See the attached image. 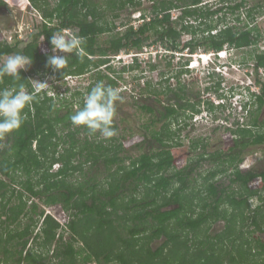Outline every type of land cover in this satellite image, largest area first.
<instances>
[{"label":"trees","instance_id":"trees-1","mask_svg":"<svg viewBox=\"0 0 264 264\" xmlns=\"http://www.w3.org/2000/svg\"><path fill=\"white\" fill-rule=\"evenodd\" d=\"M29 1L43 22L35 32L22 39L15 37L13 42H8L0 29V62L20 52L32 57L31 69L21 71L20 81H13L11 77L0 79V89L24 84L31 91L33 71L50 72L54 81L96 71L84 92L77 88L70 97L63 98L57 91L55 96L42 91L39 94L42 98L38 97V102L33 103L30 110L26 109L28 118L23 126L0 137V264H221L226 252L219 244L221 234L210 237L208 229L221 216L226 218L227 233L237 229V224L241 229L247 226L248 199L252 196H258L263 203L253 210L251 223L256 230H264V169L258 171L241 166L245 148L264 144V119H259L264 105V84L260 80L256 81L261 94L255 95L252 128L231 130L236 137L230 140L227 148L209 154L207 159L217 164L203 175V188L189 190L191 170L181 160L182 156L173 152V145L166 142L177 133L171 131L169 125L149 130V135L160 146L148 148L151 141L144 144L148 142L146 134L141 140L131 135L103 139L98 132L90 134L87 128L74 126L70 120L77 110L73 107L77 95L80 108L84 93L96 82L118 87L116 79L123 71L139 68V60L135 57L115 70L109 64L112 55L121 50L139 52L152 36L178 52L184 49L193 52L200 46L219 51L224 47L253 45L258 40L259 29L249 27L250 20L259 8L264 10V0L253 2L246 10L244 26L225 24L216 32H212L215 26L206 22L208 18L223 11L236 14L239 19L248 1L220 0L223 3L212 8L203 3L204 0H149L152 2L150 17L142 14L141 24L129 25L105 40L99 35L113 31L115 26L92 0ZM104 1L112 17L118 15L119 9L140 4L138 0ZM5 4L0 0V6ZM173 8L180 9L181 13L175 18L170 14ZM53 18L57 21L53 22ZM191 18L206 25L199 28L200 25L186 23ZM64 27L76 29L73 31L86 38V56L81 62L71 54L67 69L53 72L51 67H46L47 56L51 53L43 51L42 45L51 47V35ZM181 33L199 36L180 44ZM254 58L255 69L264 67V51L257 52ZM101 66L115 72L116 76L104 72ZM149 66L155 68L154 63ZM186 70L188 67L183 66L176 77ZM178 82L180 92L168 83L159 91L151 89L150 82H146L144 88L157 101L171 91L175 100L166 106L167 114H171L177 112L173 103L188 102L187 91ZM221 82L216 80L211 85L215 91L219 90ZM142 108L153 111L147 105ZM148 127L145 125L146 129ZM134 138L139 148H145L140 154L128 153L135 143ZM201 145L204 148L205 144ZM201 159L205 158L200 156L196 162ZM55 165L59 166L53 169ZM221 174L229 177L228 185L217 181ZM258 177L261 185L255 188L251 183ZM39 202L44 206L59 204L69 217L67 223L59 222ZM39 222V231L34 234ZM160 237L161 242L153 247L151 242ZM258 244L263 249L264 241L258 240ZM250 249L249 240L241 239L233 252L227 251L229 264L235 257V264H249ZM259 254L258 251L255 255ZM262 262L255 259L253 263Z\"/></svg>","mask_w":264,"mask_h":264},{"label":"rangeland","instance_id":"rangeland-1","mask_svg":"<svg viewBox=\"0 0 264 264\" xmlns=\"http://www.w3.org/2000/svg\"><path fill=\"white\" fill-rule=\"evenodd\" d=\"M6 4L4 6H0V29L2 30L3 34H14L15 27L16 32L18 33V37H24L32 32L36 31V25L40 26L42 23V19L35 9V7L31 4L29 0H3ZM140 5H137V7H124L122 9L117 10L118 15L116 17H112V15L109 13L110 9L108 6L104 7V0H92V2H95L96 6H100L105 12L106 19L109 21H112L114 23V30L107 33H102L99 35V38L102 40L108 39L112 34L117 32H122L127 26L133 25L138 26L143 20H142V14H145L146 17L151 16V1L149 0H138ZM234 1V0H233ZM248 1V2H247ZM246 7L242 8V12L239 14V19L236 18V14L227 12L226 14L223 13V11L218 12L216 15H213L212 17L208 18L206 22L211 23L213 26H215L212 30V32L218 31L220 28L224 27L226 25H237L239 27L244 26L243 23L247 21V17L245 16L246 10L253 4V2L257 0H247ZM260 1V0H259ZM262 2V0H261ZM260 2V3H261ZM203 3H206L210 7H215L223 2L220 0H204ZM259 12H255L253 15L252 20H250V26H257L259 29V37L255 44L248 45L241 48H231V49H225L223 54L227 56L226 62L230 63L227 68L223 67L220 69V71H217L219 74H215L212 77L207 76L206 69H203V66H206L202 64L201 59L198 58V54H207L203 58H207L208 55L212 52V49H204L203 46H200L196 49V51H193L191 53L190 50L184 49L183 52L178 51H172L169 47L165 46L162 42L159 40H155V36H152L148 40H146V43L140 49L137 53V57L139 60V68L137 70H126L123 71L121 74V77L116 79L119 82L118 88L121 89V96L122 101L117 102V114L114 120V123L116 124L117 129V135L115 137L122 136H138L140 139L142 134L146 133V136L149 135V130H159L161 121L158 123L153 124L152 127L145 128V125H150L152 114L144 111L140 108L139 103L140 102H149L151 103L155 97H153V94L144 88L146 82H150L151 89H155L154 91H159L166 88V84H170L174 90H178L179 82L178 80L184 85L185 90L190 89L191 92V98H194V93L201 94L202 91L205 89V87L213 85L212 82H215L216 80H222L221 87L218 91H215L214 89L209 90V93L206 94L205 92V101L212 102L216 99L221 98L220 92L223 91V94L228 91V93L233 94L236 96L237 93H240L242 95L241 102H247V105H245L244 112L241 113L240 107H237L240 111L239 115L236 113V116H239L240 120L251 118L252 115L249 113L247 114L246 110L250 109V111H256V106L252 102L251 93L255 92V88H258V92L260 90V84H257L256 81L260 80L262 84H264V77L261 75L260 69H255L254 63L255 58L254 55L257 52L264 51V10L259 8ZM171 17L175 18L176 16H179L180 9L175 8L172 9ZM223 18V19H222ZM56 22L57 20L53 18V22ZM226 21V22H224ZM186 23H192L194 26H199L200 21L195 20L191 18ZM16 25V26H15ZM206 24H201L199 28H203ZM176 27L179 29L181 25L178 23L176 24ZM202 34L201 32H199ZM205 34V33H204ZM199 35H195L193 37L190 33H181V35L178 37V41L180 44L183 42H186L190 40V38H197ZM15 34L12 36V40H14ZM8 40V39H7ZM225 48V47H224ZM227 48V47H226ZM43 51H46L47 53H51V47L46 46V44L42 45ZM138 50L130 49L127 50H121L117 57L111 56L110 58V66L114 68L115 70H119L123 64L131 62V59L134 58L133 55ZM52 54V53H51ZM60 55H63V53H59ZM212 57V56H210ZM6 57H4L5 59ZM209 60V59H208ZM167 61H171L172 63L169 65L167 64ZM188 62V64L191 62L193 64V67L188 65V70L180 72V75L176 77L177 72L183 68L184 63ZM149 63H154L155 68L151 69L149 66ZM185 67V66H184ZM104 72H107L111 74L112 76H116L115 72H111L107 70V68L101 66L99 67ZM31 66L28 67L27 70H30ZM96 71V70H95ZM95 71L92 72H86L82 74L81 76H75L72 79L68 81H62L60 85L56 84L52 79V73L40 71V72H32L31 76L34 80L46 81L50 86L47 89L50 90V94L55 93L57 91V94L59 97H70L73 90H81L85 91L86 86L89 83V81H92ZM178 82V85H177ZM34 83V82H33ZM239 83V84H238ZM237 85V89H235V86ZM181 85V84H180ZM179 91V90H178ZM141 92L144 96L142 100L138 99L136 97L137 101L134 102L135 96H137V93ZM180 92V91H179ZM87 93H84V96ZM254 94V93H253ZM256 94V93H255ZM207 96V97H206ZM216 97V98H215ZM79 95H77L73 100V107L74 109L79 108ZM170 99V100H167ZM173 93L171 91H168L163 97L165 99L164 101L172 102ZM215 98V100H214ZM71 100V98H68ZM188 99V97H187ZM251 101V102H249ZM226 105L232 104L229 103L228 100H226ZM200 104V102H199ZM234 104V103H233ZM250 106V108L248 107ZM232 106V105H230ZM226 107V106H225ZM220 112H218V115H222L224 117L226 114L227 116V122L230 123V121L234 118L233 113L230 115L228 114L226 108ZM64 107L61 108V110L64 111ZM230 108V107H229ZM206 116V117H205ZM204 116V121L202 119H199L198 123L196 125L191 126L192 128H183L180 129L178 133L174 134L170 139H167V143L173 145V148L177 150V154L182 156V161H186V155L187 151L189 149V144L192 140L195 139H202L204 143L207 145V151H215L217 149H225L230 144V139L232 138V135L229 130H227L225 127L226 124L215 127L213 123H211L209 119V113ZM259 119H264V105L261 107L260 113H259ZM224 121V120H222ZM225 123V121H224ZM177 127V126H176ZM176 127H171V131L175 130ZM146 131V132H145ZM84 133L80 134V137L83 136ZM100 136V134H99ZM101 137V136H100ZM145 149V148H144ZM132 154H136L139 151L135 148L131 149ZM196 150H199L198 148ZM226 151V150H225ZM182 153V154H180ZM244 159L241 164L243 168H250L252 166H255L256 168H261L263 166V158H264V144L263 145H255L251 146L248 149H245L243 152ZM59 165H55L53 169H56ZM87 166V165H86ZM209 166L207 164L203 165V170L206 169V167ZM87 168V167H86ZM228 174V172L226 173ZM227 175H222V179L224 181V184H227L228 181ZM5 178V177H4ZM258 179H254V181H257ZM255 182L252 183V186H255ZM17 186V185H16ZM19 186V185H18ZM262 195H264V191H262ZM27 196L25 195V198ZM41 203V202H39ZM253 204L257 203H263V200L257 198H254ZM41 206H43L47 213L54 216L59 222L62 224H66L69 217L65 211L62 210L61 206L59 204L57 205H51V206H44L41 203ZM222 222H216L213 227L211 228L212 231H215L217 229H221ZM39 224L34 227V234L39 231ZM61 231V230H59ZM65 237L68 236V232L64 233ZM163 237V236H162ZM157 238L151 242V245L155 247L161 242V239ZM91 264H94L93 262Z\"/></svg>","mask_w":264,"mask_h":264},{"label":"clouds","instance_id":"clouds-1","mask_svg":"<svg viewBox=\"0 0 264 264\" xmlns=\"http://www.w3.org/2000/svg\"><path fill=\"white\" fill-rule=\"evenodd\" d=\"M35 27L36 30L39 28L38 25ZM16 28L14 30L15 37L22 39L23 37H18ZM66 28L64 27L55 31L50 37L52 54L47 56L46 67H51L53 72L67 69L70 62L69 58L72 57L71 54H75V57L81 62H83L86 56V38L81 36L77 31H73L76 29ZM9 35L13 36L12 34L7 35L4 33V38L7 40ZM7 41L13 42L12 37L11 40L8 39ZM225 49L231 48L225 47L219 51H212L207 58H203L207 55L206 53L198 54V58L201 59L202 64L206 65L203 66V69H206L208 77L219 74L217 71H220L223 67L227 68L230 64L226 62L227 56L223 54ZM216 52H222V54L219 55ZM59 53H63V55ZM137 53L135 52L133 55L134 58L137 57ZM112 56L114 57L115 55ZM134 58L131 59V62ZM31 64L32 57L20 52L8 55L0 62V79L11 77L13 81H20L22 78L20 75L21 71H26ZM188 65L193 67L191 62L189 64L187 62L184 66L188 67ZM75 76L81 75H74L73 77ZM52 79L54 81L55 77H52ZM42 80L43 77L41 81L30 79V81L34 82L31 91L27 90L24 84L0 89V137L18 131L23 126L28 118V111L26 109L30 110L33 103L38 102L39 94L42 91L46 90L48 95H56V92L49 94L51 89L47 88L50 85ZM220 96L221 98H229L227 94H222V92ZM122 99L120 88L106 85L103 81H98L84 96L83 106L70 116L71 123L74 126H84L89 130L90 134L98 132L103 139H111L117 135V129L113 125L117 114V102L122 101Z\"/></svg>","mask_w":264,"mask_h":264},{"label":"flooded vegetation","instance_id":"flooded-vegetation-1","mask_svg":"<svg viewBox=\"0 0 264 264\" xmlns=\"http://www.w3.org/2000/svg\"><path fill=\"white\" fill-rule=\"evenodd\" d=\"M151 5H152V2H151ZM171 10H170V12H171ZM212 83H214V82H212ZM177 84H178V82H177ZM237 88L238 87L236 85L235 89H237ZM211 89H213V86L205 87V89L202 91L201 94H199L198 92L194 93L195 94V95H193L194 98H191V92H190V89L188 88L187 92H186V95L188 97V99H187L188 102L185 104L173 103V106L176 108L177 112L171 113V114H167L166 106L169 105L170 103L164 101L165 99H162L161 101H157L154 98V100L151 103L144 102V101L140 102L139 106L144 111H147V110L143 109L142 105H147V106L152 107L153 111H147L153 115L151 118L152 123L149 125L150 127H152L153 124L161 121L160 127L162 125H166V124L171 126V127L177 126L175 128V130H172V131L177 132V133L179 132L180 129L188 128V127L192 128L191 126L196 125L198 123L199 119H202V121H204L203 120L204 116L207 115V113H209V119L215 127H219V126L226 124V126H223V127H225L227 130H229L230 133H231V130H236L238 127L252 128V126H251L252 125L251 124L252 119L251 118L254 116V111H250V109L246 110L247 114L249 113L250 115H252L251 118H249V116H248L246 121L244 119L240 120L239 116H236V113L239 115L240 110H241V113L244 112L243 108L246 105L244 102H241L242 95L240 93H237V95L235 96L234 95L235 93L230 94V93H228V91H226V93H224V94H227L229 96V98L224 97V98H219V99L215 100V98H216L215 97L214 98L215 102L214 101L207 102L204 99V97H205L204 95H205V92H206V94L209 93V90L211 91ZM221 92L223 94V91H221ZM255 93L261 94V89L259 90V92H254V94L253 93L251 94L252 102L256 106V104H255V102H256L255 95L256 94ZM137 97L139 100L140 99L142 100V98H144L142 93L141 94L137 93ZM167 100H169V99L167 98ZM174 100H175V97L172 98V101H174ZM226 100H228L229 103H232V104L226 105V103H227ZM199 102H200V104H199ZM249 102H251V101H249ZM230 105H232V106H230ZM224 107L226 108L229 115L231 113H233L234 118L230 121L229 124L226 123L228 119L225 116H227V114L224 117H222V115L217 114L218 112L222 111L224 109ZM237 107H240V110ZM248 107L250 108L249 105H248ZM222 120H224L225 123ZM231 135H232L231 139L236 137V135L233 133H231ZM143 136H144V133L142 134L140 139L138 138V140H141L143 138ZM136 137H138V136H136ZM146 137H147L148 142H145L144 144H146V143L149 144V141H151V145H147L148 148H151L152 145L160 146V143L155 138L151 137V135H147ZM134 141H135V143H133L129 147V149H130L129 151H132L131 149L135 148L138 151L140 150L136 154H140L144 150V148L138 147V144L136 143L137 138L136 139L134 138ZM201 143L203 144L204 141L200 138L192 140L189 144V149L187 151V155H186L187 159H186L185 163L188 165L187 169L191 170L190 174L192 176V181H189L187 184L189 187V190L192 188H195V187L196 188H198V187L203 188L205 186V181H204L203 175L206 174L208 168H212V167H214L215 164H217V162H212L209 159H207L209 154H211V153L215 154L216 150L208 152L206 150L207 145L204 143L205 145L203 148ZM196 144H198V145H196ZM250 147L251 146H248L245 149H248ZM197 148L199 150H196ZM173 152L177 154V150H175V148H174ZM226 152H228V151H226ZM128 153L132 154V152H128ZM180 154H182V153H180ZM200 156H203L205 159H201L199 162H196V159L199 158ZM262 160H263V166L261 168H256L255 166H252L250 168H254V169H257L258 171H262L264 169V158ZM205 164H207L209 166H207L206 169L203 170V165H205ZM192 166H193V168H192ZM222 175H224V174L219 175V177L217 178L218 182L221 180L223 181ZM227 178L229 181V177H227ZM252 182L256 183L254 186L255 188L259 187L261 185V178L258 177L257 181L253 180ZM224 185H228V184H223V186ZM251 185H252V183H251ZM254 198L257 199L258 196H252V197H249V199H248V202L250 204V206H249L250 211H248V218H247L248 220H246V222L248 224V225L246 224L247 226H245V227L242 226V229H241L239 224H237V227H238L237 229L233 230L230 233H227V231H226V229H227L226 218L221 216L218 219H216V221H214L211 224V226L209 227L207 234L210 237H213L216 234H221L219 237V239H220L219 244H221L223 249L226 250L221 264H229L228 258L230 255H229V253H227V251L233 252L232 251L233 247H237V245L241 242V239H243V238H247L249 240V246L251 247V249H250L251 255H250V259L248 260L249 264H254L253 262L255 261V259H258L259 261L263 260V262L260 264H264V247L262 249L261 247H259V244H258V240L264 241V230H262V231L256 230L255 226L252 225V223H251V221H252L251 217L253 216V210L256 208V206L258 204H261V203L253 204L252 202L254 201ZM226 207H228V205H226ZM229 209H230V206H229ZM220 221L223 223L221 226V229H217L215 231H212L211 228L213 227V225L216 222H220ZM224 233H225V236H222V235H224ZM258 251L261 254L255 255ZM235 259H236V257L234 258L233 261L230 260L232 262V264H235ZM242 264H246V263L243 262Z\"/></svg>","mask_w":264,"mask_h":264},{"label":"built area","instance_id":"built-area-1","mask_svg":"<svg viewBox=\"0 0 264 264\" xmlns=\"http://www.w3.org/2000/svg\"><path fill=\"white\" fill-rule=\"evenodd\" d=\"M67 29V28H66ZM11 35H9L8 36V39L9 40H11ZM216 53H218L219 55H221L222 54V52H216ZM115 57H119L118 55H115ZM258 69H260V71H261V75L264 77V67H262V66H260ZM73 78V76H71V75H69V76H66V77H64V79L63 80H70V79H72ZM63 80H57V81H55V83L56 84H60ZM255 92H258V88L256 87L255 88ZM50 94V93H49Z\"/></svg>","mask_w":264,"mask_h":264},{"label":"water","instance_id":"water-1","mask_svg":"<svg viewBox=\"0 0 264 264\" xmlns=\"http://www.w3.org/2000/svg\"><path fill=\"white\" fill-rule=\"evenodd\" d=\"M173 206H175V205H173ZM173 206H171V207H173Z\"/></svg>","mask_w":264,"mask_h":264}]
</instances>
